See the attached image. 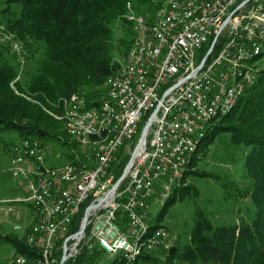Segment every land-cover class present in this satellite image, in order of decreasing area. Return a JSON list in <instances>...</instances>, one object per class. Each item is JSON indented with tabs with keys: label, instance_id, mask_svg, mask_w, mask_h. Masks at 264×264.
<instances>
[{
	"label": "built area",
	"instance_id": "1",
	"mask_svg": "<svg viewBox=\"0 0 264 264\" xmlns=\"http://www.w3.org/2000/svg\"><path fill=\"white\" fill-rule=\"evenodd\" d=\"M126 7L131 42L106 76L98 102L90 103L82 89L63 98L62 111L53 113L82 157L48 164V145L36 137H22L10 147L9 171L24 180L28 195L0 198V220L22 231L37 254L31 260L19 252L0 264H52L59 246L68 259L83 245L96 244L117 264H147L141 255L167 251L175 240L166 225L151 226L150 200L162 204L181 184L207 129L255 80L264 53V0H200L179 14H170L172 6L156 10L152 18L135 13L130 2ZM1 38L22 65L27 55L22 43L11 32ZM120 149L128 159L111 193L120 176L113 180ZM23 204L30 206L26 224L16 209Z\"/></svg>",
	"mask_w": 264,
	"mask_h": 264
},
{
	"label": "trees",
	"instance_id": "2",
	"mask_svg": "<svg viewBox=\"0 0 264 264\" xmlns=\"http://www.w3.org/2000/svg\"><path fill=\"white\" fill-rule=\"evenodd\" d=\"M127 2L135 13L151 18L163 7V0L3 1L0 16L5 27L27 50L26 59L37 53L42 57L34 71L25 78H16V55L10 51L8 42L0 43V142L5 141L2 136L6 131L14 130L19 139L36 137L45 143L57 140L68 144L71 150L67 157L71 161L77 162L76 155L82 157L76 150V142L69 138L63 120L53 113L62 111L63 98L85 90L86 86L89 88L85 90L86 95L93 100L90 103L98 102L106 76L119 65L111 55L113 26L118 33L120 53H126L131 42V23L124 17ZM16 5L17 12L13 8ZM221 132H229L233 143L248 146L245 165L250 186L245 191L255 205L254 214L235 222L214 224L202 210H197L187 240H175L160 254L141 255L147 264H264V66L259 68L254 82L234 107L207 129L182 174L181 184L173 186L151 226L166 225L161 220L168 207L187 194L196 193L187 176L190 172L208 174L194 169L197 153ZM16 141L7 142L12 145ZM127 159L128 155L122 154L121 149L116 153L113 180L120 175ZM82 213L83 207L75 216L72 230L78 227ZM0 235L14 245L16 253H24L31 260L37 254L25 242L24 234ZM101 250L96 244L92 248L83 245L74 258L66 259L63 264H92ZM61 254L59 246L52 264L59 263ZM110 264H117V259L113 257Z\"/></svg>",
	"mask_w": 264,
	"mask_h": 264
},
{
	"label": "rangeland",
	"instance_id": "3",
	"mask_svg": "<svg viewBox=\"0 0 264 264\" xmlns=\"http://www.w3.org/2000/svg\"><path fill=\"white\" fill-rule=\"evenodd\" d=\"M3 1L0 0V7ZM168 1L163 0L162 6H167ZM13 8L17 12L19 6L16 5ZM1 18L0 16V43L7 44V41L1 37L10 30L5 27L4 19ZM113 36L114 47L111 50V55L120 62L123 60L125 53L119 51L121 47L116 40L118 33L115 26H113ZM9 48L15 54L10 45ZM41 57L42 55L38 53L32 55L27 59L25 58L22 65L17 60L19 76L25 78L27 73L34 71L36 62ZM259 65L260 67L264 66V55L259 60ZM88 89L86 86L85 90ZM2 137L5 141L0 142V198L25 197L28 195V189L24 180L13 176L9 171L11 142L8 143L7 141H16L19 139V135L16 131L10 130L6 131ZM46 142L48 145L46 162L48 164L56 165L69 161L67 154L70 153L71 148L68 144L60 143L57 140H47ZM76 148L77 151H80L79 147ZM247 152L248 146L243 143H233L229 132L217 133L211 143L199 149L194 169L208 174L190 172L187 176V182L194 187L196 193L187 194L182 199L173 202L161 220V223L166 224L170 230L172 240H176V242L187 240L197 210H202L214 224L235 222L242 216L249 217L254 214L255 205L250 195L245 191L250 186V178L245 165ZM55 155H57L56 158ZM50 156L53 159H48ZM23 205L25 211L24 224H26L30 219V206L28 204ZM161 206L162 204L159 202L150 200L148 220L155 218ZM9 216L16 220L14 215L10 214ZM0 219H2V216H0ZM0 225V233L2 234H17L18 236L23 234L20 230L12 229L10 222L0 220ZM15 254L14 245L4 240L0 235V262L10 260ZM112 258L111 253L101 250L92 260V264H110ZM82 264L90 263L83 262Z\"/></svg>",
	"mask_w": 264,
	"mask_h": 264
},
{
	"label": "water",
	"instance_id": "4",
	"mask_svg": "<svg viewBox=\"0 0 264 264\" xmlns=\"http://www.w3.org/2000/svg\"><path fill=\"white\" fill-rule=\"evenodd\" d=\"M149 122H150V118H148V119L144 122V124H143V126H142V128H141L140 134H139L138 144H140V143L143 141V139H144V135H145V131H146V129H147V126H148ZM136 147H137V146H136ZM136 147L134 148V150H133L131 156L134 154ZM126 166H127V165H126ZM123 175H124V171L120 174V176H119V177L114 181V183L111 185V187H110V189H109V192H111V193L114 192V189H115L116 185L118 184V182L120 181V179L123 177ZM90 206H91V205H90ZM90 206H88V207L86 208V212H85V214H84V216H83L82 226H81L79 232H81V231L83 230V226H84V223H85L86 218H87V211H88V209H89ZM66 258H67V257H66V253H65V247H63L62 254H61V257H60V260H59V263H58V264H63V262L66 260Z\"/></svg>",
	"mask_w": 264,
	"mask_h": 264
},
{
	"label": "bare ground",
	"instance_id": "5",
	"mask_svg": "<svg viewBox=\"0 0 264 264\" xmlns=\"http://www.w3.org/2000/svg\"><path fill=\"white\" fill-rule=\"evenodd\" d=\"M200 0H169L168 5L160 8L159 10H167L170 7V14H179L188 8V5L198 4ZM177 3V4H174Z\"/></svg>",
	"mask_w": 264,
	"mask_h": 264
},
{
	"label": "crops",
	"instance_id": "6",
	"mask_svg": "<svg viewBox=\"0 0 264 264\" xmlns=\"http://www.w3.org/2000/svg\"><path fill=\"white\" fill-rule=\"evenodd\" d=\"M49 156V155H48ZM57 155H55V158H56ZM48 159H53L52 156H50ZM21 179V178H20ZM23 180V179H22ZM16 197H21V196H15V197H12V198H16ZM18 210H20L22 212V215L24 214V219H25V211H24V206H21V205H18V207L16 208ZM2 221H5L7 223H9L10 221H7V220H2ZM29 221V220H28ZM1 226V225H0ZM22 232V231H21Z\"/></svg>",
	"mask_w": 264,
	"mask_h": 264
}]
</instances>
